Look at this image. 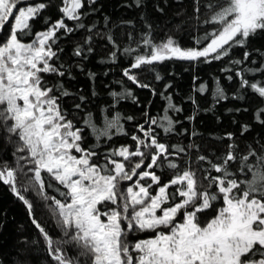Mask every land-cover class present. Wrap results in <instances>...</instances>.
Returning <instances> with one entry per match:
<instances>
[{
    "label": "snow or ice",
    "instance_id": "1",
    "mask_svg": "<svg viewBox=\"0 0 264 264\" xmlns=\"http://www.w3.org/2000/svg\"><path fill=\"white\" fill-rule=\"evenodd\" d=\"M134 2L140 6V0ZM18 4L21 0H0V131L11 143L14 157L12 164L0 163V183L26 206L51 260L55 264H264V143L259 149L248 145L241 152L233 133H227L218 138L230 141L227 151L213 158L199 154L195 143L169 145L157 129L165 135L175 133L179 121L167 113L181 109L166 96L165 114L157 119L145 112L150 127L138 126L143 137L131 136L135 142L131 150L121 146L96 151L102 139L128 135L120 113L111 119L105 116L102 127L88 113L84 127H78L63 107V98L75 94L61 80H47L53 75L73 78L71 65L60 62L59 53L64 50L58 41L61 35L85 28L82 17L86 13L81 11L85 0H62L59 11L63 18L54 22L42 16L49 7L46 0L27 7ZM195 11L203 12L206 18L202 23L214 26L212 31L203 29L204 35L195 38L193 47L181 46L171 37L157 44L148 33L142 37L146 51L135 54L123 75L139 88H150L132 69L166 61L210 64L225 57L231 64L242 65L251 53L246 50L242 60L232 59L233 48H247L264 36V0H198ZM37 18L47 27L35 30ZM65 21L74 22V26ZM108 39L112 40L111 35ZM85 43L91 44V38ZM134 51L124 49L126 55ZM74 55L87 58L80 46ZM255 71H264V67L244 68L236 76L242 88L264 98V84L250 83L244 75ZM94 76L89 73L90 79ZM198 91H206L205 86ZM111 95L122 98L115 92ZM124 95L131 97L132 93ZM214 98L227 99L219 87ZM85 100L80 95L74 107L80 109ZM262 115L264 109L257 113L264 124ZM86 129L95 141L87 147ZM249 130L243 125L241 136ZM192 135H197L195 130ZM187 149H197L196 158L192 163L185 160L181 168L172 157L189 156ZM158 170H167L171 178L162 182ZM47 189L60 198L48 195ZM30 192L46 203L59 238L50 236L35 218L33 203L26 196ZM209 210L214 214L204 216ZM140 233L152 235L130 239ZM70 249L75 251L70 254Z\"/></svg>",
    "mask_w": 264,
    "mask_h": 264
},
{
    "label": "trees",
    "instance_id": "2",
    "mask_svg": "<svg viewBox=\"0 0 264 264\" xmlns=\"http://www.w3.org/2000/svg\"><path fill=\"white\" fill-rule=\"evenodd\" d=\"M36 2L39 0H22L18 7H27ZM46 2L49 7L42 16L49 17L52 22L63 18L59 11L63 6L62 0ZM197 2L198 0H140V6L137 7L134 0H96L94 5L91 4V0H85V8L81 10L86 13L82 17L85 28L77 29L69 35H61L63 30L58 33L61 35L58 45L64 50L59 53L62 57L60 62L71 65L70 72L73 78L69 79L67 75L65 77L53 75L48 76L47 80L50 83L61 80L67 90L75 94L63 98V107L67 109L69 118L77 123L78 127H84L83 121L87 114L91 113V120L102 127L105 116L111 119L119 112L123 118L121 123L128 133L127 136H113L110 141L102 139L96 151L103 153L121 146H127L131 150L135 143L131 136L134 134L143 137L138 126L143 124L145 129L150 127L146 122L145 112L149 117L157 119L165 114L164 110L168 107L166 96H171V103L181 109L180 112L169 110L167 113L174 121H179L175 125V133L165 135L161 129H157L160 135H164V142L169 145L187 146L195 143L199 146V154L213 158L227 151L230 141L218 139L227 133H233L235 143L241 152H245L248 145L259 149L260 144L264 143V124L257 119V113L264 109V98H260L250 88H242L240 77L236 76V72L244 68L264 67V36L254 39L247 48H233L232 59L242 60L246 50L251 53L249 60L242 65L231 64L229 58L225 57L210 64L190 65L188 62L166 61L153 67L132 69V73L137 75L142 83L149 84L150 88H139L123 75L125 69L130 68L135 54L146 51L142 37L148 33L151 40L157 44L171 37L181 46L193 47L195 38L204 35L203 29L212 31L214 26L202 23L206 18L203 12L195 11ZM65 22L69 27L74 26L72 21ZM9 23L13 21L10 20ZM33 23L35 30L47 27L41 18H37ZM109 35L112 37L111 41L108 39ZM89 37L91 44L85 43ZM25 40L30 42L27 37ZM77 46L85 49L86 59L74 55ZM89 47L92 48L91 53L87 52ZM126 48L135 51L132 55H126L124 52ZM226 68L231 71H225ZM89 73L95 74L94 79L89 78ZM157 75L161 79L157 80ZM244 75L250 83L264 84V71L246 72ZM229 76H232L231 81L228 80ZM201 85L206 88L203 93L198 91ZM218 87L224 90L227 99L214 98ZM126 91L131 92L132 96H125ZM113 92L122 98L114 99L111 95ZM80 95L85 96L86 100L80 109H76L74 104L80 102ZM128 116L133 119L127 120ZM188 117L195 119L189 120ZM261 119H264V115ZM243 125H248L250 130L241 136ZM193 130L197 133L196 136L192 135ZM85 131L87 147L95 141L88 134L89 130ZM187 152L189 156L181 153L172 157L181 168L185 166V160L192 163L196 158L197 149H187ZM4 161L12 164L14 157L11 143L0 131V163ZM235 167L233 165L234 170ZM158 174L161 175L162 182L171 178L167 170H158ZM135 179L136 177L133 178ZM47 192L48 195H57V198H60L51 189H47ZM26 196L33 203L35 218L50 236L59 238L60 233L46 203L35 192L26 193ZM213 214L209 210L203 215L210 217ZM150 235L152 234L140 233L138 236H130V239H144ZM74 251L75 249H70V254ZM0 261L2 264H55L47 254L43 237L32 224L26 206L2 183H0Z\"/></svg>",
    "mask_w": 264,
    "mask_h": 264
},
{
    "label": "rangeland",
    "instance_id": "3",
    "mask_svg": "<svg viewBox=\"0 0 264 264\" xmlns=\"http://www.w3.org/2000/svg\"><path fill=\"white\" fill-rule=\"evenodd\" d=\"M22 1V0H21ZM23 1H26V0H23Z\"/></svg>",
    "mask_w": 264,
    "mask_h": 264
}]
</instances>
